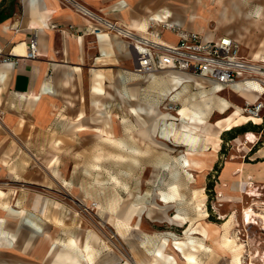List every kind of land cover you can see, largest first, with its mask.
<instances>
[{
    "label": "crops",
    "instance_id": "1",
    "mask_svg": "<svg viewBox=\"0 0 264 264\" xmlns=\"http://www.w3.org/2000/svg\"><path fill=\"white\" fill-rule=\"evenodd\" d=\"M75 1L138 34L146 32L150 19L154 17L196 31L208 39L227 35L238 41L242 56L251 60L264 59V0ZM90 22L86 15L77 11L66 0H0V51L16 56L14 63L0 62V153L5 152L2 142L7 134L17 135L22 129L39 131L51 121L76 122L71 135H84L89 128L86 123L90 117L87 107L92 106L94 113L101 115L105 120V101L111 97V88L117 90V96L121 99L123 91L133 84L134 91L130 90L128 100L131 114H137L141 104L144 114L150 116L154 113V107L138 101V92L143 95L150 94L159 79L168 83L169 92L180 86L183 87L182 91H186L187 85L200 91L199 94L206 88L210 89L214 101L206 98L205 92L200 96L203 97L209 113L215 110L221 114L211 122L203 110L182 105L175 112L186 120L179 124L178 128L182 129L179 133L167 128L172 123L168 121L169 118L177 117L172 116L169 110L159 112L158 117L164 121L159 130L163 140L180 146L189 145L193 147L191 150H196L201 146V136L208 133L212 149L215 151L222 131L245 121L256 124L262 122L264 110L259 118L249 120L240 113L243 105L239 111L238 104H232L218 93L232 90L245 103L257 98L264 100V91L245 89L238 92L241 84L221 86L177 70L156 72L149 77H142L134 70L132 39L113 32H89L85 27ZM165 34L171 38H166ZM32 35L37 39L38 54L35 58L27 59L13 52L24 51ZM162 39L175 42L177 37L172 31L164 29ZM139 78L142 79V84L133 82ZM179 92L180 90L176 91L172 96L177 97ZM96 130V137H115V134L105 132L100 127ZM200 131L203 134L199 133ZM248 132L252 131L244 132V141L247 143ZM138 135L143 138L149 136L148 128L142 127ZM241 150H246L244 152L248 160L233 159L227 162V178H233L232 189L235 185L239 187L240 182L244 192L253 189L255 194L248 193L249 197H259V187L264 188V143H257L253 147L245 145ZM57 160L56 158L55 161ZM189 165V160L184 158L181 167ZM54 175L57 179H62L59 170H54ZM115 181L119 182L117 179ZM174 182L179 184L178 191L185 184L179 179H173L171 185ZM2 195L4 191L0 189V196ZM176 195H179V192L173 191L171 187L169 193H159L157 199L167 204L172 202ZM117 206L116 200L113 201L111 208L115 209L114 218L118 223L116 235L133 250L136 249L138 256L134 261L127 258L124 260L113 253L97 262L99 250L95 244L98 237L83 240L80 229L77 234L66 236V240L56 238L57 240L50 241L45 253V256L49 257V264H176L173 255L166 253L165 246L168 240L180 239L168 232L161 237L159 244L150 250L149 245L155 234L142 232L138 219L135 223L132 222L133 216L139 217L136 207L131 204H121L118 208ZM45 208L46 201L43 200L38 210L44 213ZM2 211L18 218L20 225H26L38 235L45 236L34 221L28 223L25 220L22 208H13L3 202L0 205V212ZM143 215L151 221L166 222L175 226L182 227L186 223L185 215L178 212L168 216L160 206L146 208ZM4 223L5 219L0 216V249H9L16 237L3 228ZM192 233L202 238L208 237L209 234L204 227L189 228L185 232L186 238L195 242L201 238L192 236ZM189 247V244L185 243L184 250H190ZM206 251L200 247L192 250L198 264V254H204ZM214 253L215 247L211 246V251L206 253L208 260L212 259Z\"/></svg>",
    "mask_w": 264,
    "mask_h": 264
},
{
    "label": "rangeland",
    "instance_id": "2",
    "mask_svg": "<svg viewBox=\"0 0 264 264\" xmlns=\"http://www.w3.org/2000/svg\"><path fill=\"white\" fill-rule=\"evenodd\" d=\"M165 37L171 38L168 34ZM141 81L140 78L133 80L138 85ZM130 90L134 91L133 84L123 91L121 99L117 90H109L112 94L105 101V120L94 113L92 106L87 107L89 128L84 135H71L76 122L58 121L49 122L39 131L22 129L17 135L7 134L2 142L5 152L0 153V189L4 191L0 205L7 202L13 208H22L25 220L34 221L45 236L20 225L18 218L0 212L5 219L3 228L16 237L12 247L0 249V264H49L45 253L50 241L66 240V236L75 235L80 229L83 240L98 237L95 244L99 250L97 262L113 253L134 261L138 256L136 249L116 235L118 223L114 218L115 209L111 208L115 200L117 208L121 204L134 205L139 217L133 216L132 222L138 219L142 232L155 234L150 250L168 232L180 239L177 241L183 243V248L185 243L190 246L191 239L187 240L185 232L189 228L204 227L208 237L191 235L201 238L197 242L202 241L207 246L198 247L205 251L215 247V253L211 260L207 258V251L198 254L199 264H236L232 261V249L223 243L225 237L231 240V245L239 246V264H264V188L259 187V197H249L240 182L239 187L235 185L232 189L233 178L226 175L227 162L248 160L246 150L241 147L264 143V115L260 127L249 130L255 134L252 142H245L244 132L238 131L240 126L253 123L245 121L222 131L215 151L208 133L200 131L203 134L201 146L191 150L192 146L175 145L160 137L164 121L158 115L167 111L169 104L173 106L169 112L177 118H169L172 123L166 126L172 132L182 130L178 126L186 121L175 113L182 105L203 110L212 122L221 114L215 110L209 113L200 96L205 92L206 98L214 101L210 89L199 94L200 91L187 85L186 91L180 86L169 92L168 83L159 79L150 94L138 92V101L154 107L150 116L144 114L141 104L138 113L131 114ZM178 90V96L173 97ZM218 94L239 107L244 105L232 90ZM99 127L115 137H96ZM142 127L148 128L149 136L139 137ZM232 134L235 136L231 137ZM184 158L190 162L188 167H181ZM54 170H59L62 179L55 177ZM173 179L185 183L179 188V195L167 204L160 202L159 193H169L171 187L178 191V182L171 185ZM43 200L46 208L40 213L38 207ZM157 206L165 209L168 216L178 212L185 215V225L175 226L144 217L146 208ZM243 208H251L254 213L246 222L242 220ZM173 241L176 240L167 241L165 251L174 256L176 264H181ZM189 249L184 250V254L193 253L191 246ZM180 254L182 257L183 253Z\"/></svg>",
    "mask_w": 264,
    "mask_h": 264
},
{
    "label": "built area",
    "instance_id": "3",
    "mask_svg": "<svg viewBox=\"0 0 264 264\" xmlns=\"http://www.w3.org/2000/svg\"><path fill=\"white\" fill-rule=\"evenodd\" d=\"M66 1L91 20L85 30L95 34L113 32L132 39L134 70L142 77H149L156 72L177 70L221 86L246 85L255 81L259 85L258 90L264 91V59L251 60L242 56L238 41L232 37L222 35L208 39L196 31L154 17L150 19L146 32L138 34L102 17L75 0ZM164 29L172 31L177 40L168 42L162 39ZM37 54V39L32 35L23 56L33 59ZM15 61L16 56L0 51V62ZM167 109H173V106L169 104ZM241 110L249 118L261 116L264 100L257 98L252 102L246 101Z\"/></svg>",
    "mask_w": 264,
    "mask_h": 264
},
{
    "label": "bare ground",
    "instance_id": "4",
    "mask_svg": "<svg viewBox=\"0 0 264 264\" xmlns=\"http://www.w3.org/2000/svg\"><path fill=\"white\" fill-rule=\"evenodd\" d=\"M14 53H16L17 55H24V53H25V50L24 51H22V52H20V53H17L16 51H13ZM250 85H252V86H250ZM244 88H247V89H249V90H252V91H257L258 89H259V85H258V83H256L255 81H253L252 82V84L250 83V84H246V85H241V86H239V88H238V92L239 91H242ZM262 92V91H261ZM248 101V100H247ZM248 102H250V101H248ZM240 108V107H239ZM182 113V112H181ZM240 113H242L241 111H240ZM243 114V113H242ZM187 115V114H186ZM246 116V115H245ZM260 116H258V117H252V118H249V119H255V118H259ZM246 139H247V141H249V142H252V141H254V139H255V134L253 133V132H248L247 134H246ZM95 169V168H94ZM176 186H177V184H176ZM179 187V186H178ZM178 187H177V189H178ZM177 192H179V191H177ZM247 192L248 193H254L253 192V189L251 188V189H248L247 190ZM3 193V192H2ZM255 194V193H254ZM258 194V193H257ZM163 200V199H162ZM166 200V199H165ZM169 200V199H168ZM164 202V201H163ZM198 204V203H197ZM199 205V204H198ZM253 211H252V209L251 208H243V211H242V220H243V222H246L249 218H252L253 217ZM177 217V216H176ZM131 225V224H130ZM57 240V239H56ZM69 240H71V239H69ZM189 240V239H188ZM71 242L73 243V241L71 240ZM56 243V242H55ZM61 243V242H60ZM75 243V242H74ZM173 243L174 244H172V246H173V248H174V251L176 252V254L180 257L179 259H180V261H181V264H196V257L194 256V253H187V254H184V248H183V243L182 242H180V241H173ZM223 243L226 245V246H230V248L232 249V254H231V256H232V261L234 262V263H236V264H239L240 263V254H241V250H240V248H239V246L238 245H234L233 246V244L231 245V240L230 239H228L227 237H225V239H224V241H223ZM190 246H191V249L192 250H195L198 246H200V247H204V248H207V246H205L204 245V243L202 242V241H194L193 239H191L190 240ZM64 245V244H63ZM86 245V244H85ZM236 246V247H235ZM53 250V249H52ZM57 251V250H56ZM185 252H187V251H185ZM180 253H183V256L181 257L180 255ZM174 257V256H173ZM129 261V260H128ZM130 263V262H129Z\"/></svg>",
    "mask_w": 264,
    "mask_h": 264
},
{
    "label": "trees",
    "instance_id": "5",
    "mask_svg": "<svg viewBox=\"0 0 264 264\" xmlns=\"http://www.w3.org/2000/svg\"><path fill=\"white\" fill-rule=\"evenodd\" d=\"M260 126H259V124H256V123H250L248 126L247 125H243V126H240L239 128H238V131L239 132H246V131H249V130H251V129H254V128H259ZM231 130V129H230ZM235 136V134H232L231 135V137H234Z\"/></svg>",
    "mask_w": 264,
    "mask_h": 264
}]
</instances>
